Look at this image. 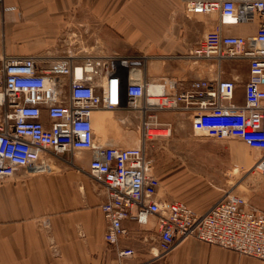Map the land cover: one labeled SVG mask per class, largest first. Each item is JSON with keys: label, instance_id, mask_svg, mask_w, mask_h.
I'll use <instances>...</instances> for the list:
<instances>
[{"label": "built area", "instance_id": "2783aa9c", "mask_svg": "<svg viewBox=\"0 0 264 264\" xmlns=\"http://www.w3.org/2000/svg\"><path fill=\"white\" fill-rule=\"evenodd\" d=\"M184 10L220 15V24L206 31L189 55L248 60L241 103L234 99V79H196L176 90L174 81L149 82L133 74L138 68L130 58L116 54L87 56L78 63L69 55L51 62L36 54L2 55L0 181L19 168L50 172L64 153L88 151L87 173L107 190L100 205L104 240L114 247L118 263L135 255L133 248L119 244L129 234L125 219L152 233L146 240L153 258L176 242L195 238L264 261V210L242 195L228 190L200 214L180 200L158 195L160 180L145 142L164 135L159 131L167 128L156 116L162 109L191 112L195 133L238 138L259 150L254 167L264 174V20L247 36L226 35L220 28L252 21L264 13V0H184ZM150 83L157 88L150 91ZM99 108L140 110L141 144L97 145L92 114Z\"/></svg>", "mask_w": 264, "mask_h": 264}, {"label": "crops", "instance_id": "0c3cea01", "mask_svg": "<svg viewBox=\"0 0 264 264\" xmlns=\"http://www.w3.org/2000/svg\"><path fill=\"white\" fill-rule=\"evenodd\" d=\"M2 5L0 56L36 54L51 62L69 55L78 63L87 56L116 54L130 58L138 68L133 74L174 81L176 90L196 79H234V99L242 102L248 60L188 54L206 31L220 24L218 12L187 14L184 0H2ZM262 20L264 13L220 28L226 35L247 36ZM179 113L185 114L191 131V112L157 111V122L168 133L149 141L151 149L160 138L179 137ZM143 117L136 109L95 110V143L140 145ZM150 148L146 141V151ZM163 152L165 165L157 170L159 196L180 200L200 214L228 190L221 186L222 172L213 180L202 168L170 164L171 154ZM90 157L88 151L64 153L62 159H54L50 172L19 168L0 181V264H120L114 247L104 240L100 205L107 190L88 175ZM123 224L129 234L119 244L135 251L123 264H264L195 238L176 242L163 256L153 258L146 240L152 233L139 230L131 219Z\"/></svg>", "mask_w": 264, "mask_h": 264}, {"label": "rangeland", "instance_id": "374dc122", "mask_svg": "<svg viewBox=\"0 0 264 264\" xmlns=\"http://www.w3.org/2000/svg\"><path fill=\"white\" fill-rule=\"evenodd\" d=\"M148 81L153 82L151 79ZM160 111L170 113L174 110ZM177 120L178 138H160L152 149L148 141L150 149L146 152L154 161L156 173L158 169L164 168L165 160L161 158L166 150L171 154L168 160L170 164L185 162L192 167L202 168L213 180L216 179L215 174L222 172V178L218 174L217 178H221L224 189L242 195L260 207L264 205V174L254 167L261 154L259 150L250 148L238 138H215L195 133L192 129L189 132L185 125L188 119L184 113H179ZM159 133L166 135L168 130L162 129Z\"/></svg>", "mask_w": 264, "mask_h": 264}, {"label": "bare ground", "instance_id": "6f19581e", "mask_svg": "<svg viewBox=\"0 0 264 264\" xmlns=\"http://www.w3.org/2000/svg\"><path fill=\"white\" fill-rule=\"evenodd\" d=\"M132 73H133V71H132ZM148 88H149L150 91H153L154 89L157 88V86H154L152 83H150Z\"/></svg>", "mask_w": 264, "mask_h": 264}]
</instances>
